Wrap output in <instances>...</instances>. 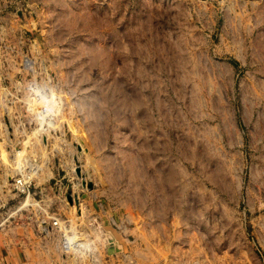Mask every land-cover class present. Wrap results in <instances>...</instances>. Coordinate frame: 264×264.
Masks as SVG:
<instances>
[{"label":"rangeland","instance_id":"obj_1","mask_svg":"<svg viewBox=\"0 0 264 264\" xmlns=\"http://www.w3.org/2000/svg\"><path fill=\"white\" fill-rule=\"evenodd\" d=\"M0 264H264V0H0Z\"/></svg>","mask_w":264,"mask_h":264},{"label":"built area","instance_id":"obj_2","mask_svg":"<svg viewBox=\"0 0 264 264\" xmlns=\"http://www.w3.org/2000/svg\"><path fill=\"white\" fill-rule=\"evenodd\" d=\"M28 172H30L29 170H24L23 172L19 173L17 176V179H13L12 181L15 182V189L14 191L19 193V195H25V190L28 189V191L31 190L32 186H33V182H28V185H26V178H27V174ZM25 179V180H24ZM25 186H27V188L25 190H22ZM57 225V223L55 224Z\"/></svg>","mask_w":264,"mask_h":264},{"label":"bare ground","instance_id":"obj_3","mask_svg":"<svg viewBox=\"0 0 264 264\" xmlns=\"http://www.w3.org/2000/svg\"><path fill=\"white\" fill-rule=\"evenodd\" d=\"M41 101V100H40ZM40 103V102H39ZM36 105H38V104H36ZM34 106V105H33ZM38 107V106H37ZM34 108V107H33ZM35 109H37V108H35ZM32 115V114H31ZM40 119V118H39ZM42 119V118H41ZM35 148V147H34ZM30 154V153H29ZM24 155V154H23ZM40 155V154H39ZM22 155H20V157H21ZM11 158V157H10ZM37 158H39V157H37ZM25 159V158H24ZM34 160V159H33ZM7 162H8V160H6ZM11 162V161H10ZM13 165H14V167H15V164H14V162H13ZM42 166V165H41ZM7 168V167H6ZM41 168V167H40ZM5 169V168H4ZM16 169V168H15ZM39 170V169H38ZM5 172L7 173V171L5 170ZM16 172V171H15ZM21 173V172H20ZM44 173V172H43ZM8 174V173H7ZM7 174H5V175H7ZM38 175V174H37ZM45 175V174H44ZM7 176H9V175H7ZM7 176H5V178H7ZM14 176V175H13ZM31 176H33L34 177V175H31ZM39 176V175H38ZM47 176V175H46ZM29 177V176H28ZM40 177V176H39ZM42 178V177H41ZM14 179H17V177L16 178H14ZM38 179V178H37ZM46 179V178H45ZM5 181H7L6 179H4ZM9 180V179H8ZM25 180V179H24ZM27 180V179H26ZM25 180V181H26ZM39 180V179H38ZM42 180H44V179H42ZM3 181V180H2ZM39 181H41V180H39ZM9 182V181H8ZM28 181H26V185H28V183H27ZM3 183V182H2ZM6 183V182H5ZM39 183V182H38ZM7 184V183H6ZM11 184H12V192H15L14 191V189H15V182H11ZM3 185V184H2ZM1 185V186H2ZM7 186V185H6ZM3 188V187H2ZM27 188V186H25L22 190H25ZM28 189H26L25 190V192L27 191ZM15 194H17V195H19V193H17V192H15ZM71 231V230H70ZM69 231V232H70ZM74 233V232H73ZM76 235V234H75ZM82 235V234H81ZM73 236V235H72ZM82 237V236H81ZM69 240H68V244H66V246H68V250H73V251H76V249H74V248H72V247H74L73 245H75V242H76V244L77 243H79V241H81L80 239H79V241L77 242V241H75V240H73V239H71V238H68ZM86 240V239H85ZM81 244V243H80ZM80 244H78L79 246H80ZM86 245V244H85ZM88 245V244H87ZM66 248V247H65ZM78 250V249H77Z\"/></svg>","mask_w":264,"mask_h":264}]
</instances>
